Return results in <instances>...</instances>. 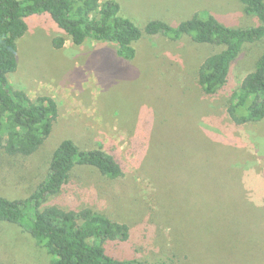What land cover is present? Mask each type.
Returning a JSON list of instances; mask_svg holds the SVG:
<instances>
[{
    "label": "rangeland",
    "instance_id": "1",
    "mask_svg": "<svg viewBox=\"0 0 264 264\" xmlns=\"http://www.w3.org/2000/svg\"><path fill=\"white\" fill-rule=\"evenodd\" d=\"M119 1L139 26L152 18L184 20L196 11L234 26L260 24L239 0ZM26 21L9 81L32 100L53 97L59 115L33 165L20 172L24 188L0 174V196L20 199L31 191L35 172L44 171L64 138L83 147L114 144L127 165L126 179L114 185L93 167H76L67 187L76 205L127 222L133 231L147 228L154 242L148 256L168 252L178 264H264V121L235 127L224 113V95L200 93L196 68L214 49L144 37L135 59L126 61L111 42L75 46L53 22L34 15ZM263 47L264 38L245 46L233 65V87ZM234 157L244 160L230 165ZM48 262L28 233L0 221V264Z\"/></svg>",
    "mask_w": 264,
    "mask_h": 264
},
{
    "label": "trees",
    "instance_id": "2",
    "mask_svg": "<svg viewBox=\"0 0 264 264\" xmlns=\"http://www.w3.org/2000/svg\"><path fill=\"white\" fill-rule=\"evenodd\" d=\"M239 2L245 14L258 17L259 25L234 26L214 14L196 11L184 20L152 18L139 26L125 14L119 0H0V174L11 178L14 188L23 189L20 172H28L33 165L32 156L50 137L59 115L53 97L40 95L32 100L9 81L18 67V42L27 31L26 18L34 15L53 22L75 46L87 40L111 42L126 61L135 59L136 43L144 37L210 46L214 51L195 72L200 93L224 95L225 115L241 127L264 121V47L252 70L236 87L231 85L233 65L245 46L264 38V0ZM243 160L234 157L230 165ZM78 166L95 168L114 185L128 173L116 145L96 142L83 147L64 138L52 150L44 171L35 172L37 182L31 191L20 199L0 196V221L28 233L46 251L48 264H178L168 252L148 256L154 242L147 228L133 231L127 222L68 198L70 174ZM226 174L230 182H236L232 174Z\"/></svg>",
    "mask_w": 264,
    "mask_h": 264
}]
</instances>
